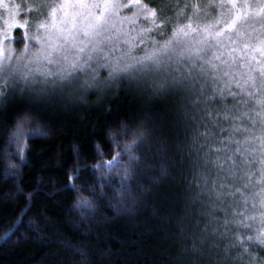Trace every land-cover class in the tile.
Returning a JSON list of instances; mask_svg holds the SVG:
<instances>
[{"label": "trees", "instance_id": "1", "mask_svg": "<svg viewBox=\"0 0 264 264\" xmlns=\"http://www.w3.org/2000/svg\"><path fill=\"white\" fill-rule=\"evenodd\" d=\"M150 26L141 18L136 25L125 26L119 39L115 34L113 56H119L121 50L126 51L130 45L135 46L133 51L136 54L143 55L145 48L152 47L151 39L162 42L171 36L172 27L165 29L163 34L153 31L144 34L151 39L139 44L137 32ZM130 28L135 30L130 31ZM20 40V36L16 37L15 52L18 54L24 45ZM79 75L80 85L91 80V70ZM100 75L106 77L107 70L101 68ZM145 79L150 87L152 78ZM44 86L31 77L27 85L25 81H17L10 87L0 86V91L6 94V99L0 103V264H53L55 256L59 257V264H200L201 257L192 254V246L194 243L201 246L204 236L209 238V242L203 244L205 260L211 258L224 260L227 264H247L249 256H241L242 249L232 245L236 243L237 231L253 233L260 227L258 214L255 222L248 221L251 228L237 229L231 223L225 226L223 212L218 213V220L209 225L207 217L202 215V211L210 210L208 196L202 193V190L208 191L204 177H207L210 186L218 178L217 172L221 177L225 172L211 163L205 167L202 160L193 168L188 161V146L192 137H198L197 147L204 145L199 148V156L203 157L209 152V145L219 146L223 140L229 151L209 154L210 159L220 157L221 162L237 147L228 141L230 134L234 140L241 141L242 149L249 148L245 156L253 163L243 167L254 173L246 190L251 213L252 192L260 187L256 181L260 177L261 150L258 141L252 140L245 145L243 140L245 136L261 134V118L256 115L259 106L254 100L244 95L249 103L238 104L241 96L234 100L229 92L239 93V89L232 90L223 81L213 82L208 78L206 95L212 94L214 86L223 89V97L217 93L215 100L208 102V110L213 115L207 116L204 105L199 104L193 109L197 118L187 130L177 127L171 120L165 121L163 132L167 152L158 155L155 151H145L144 147L136 152L135 155L147 158L148 167L141 165L136 169L137 175L133 180L125 182L128 188L123 191V196L132 204L133 194L148 185L153 186L152 191L137 200L130 212L117 215L114 206L122 194V172L105 169L100 173L94 166L101 157L107 164L116 153L123 151L126 144H131V129L149 115L160 116L161 106L147 103L143 98L147 93L143 96L136 93L125 81L114 92L118 95L115 102H111V96L105 97L109 102H102L93 89L85 91L83 99L70 109H64L58 96L50 103H37L30 99L34 94L30 89L38 90ZM100 87L103 88V85ZM21 89H24L23 94ZM256 97H260L259 92ZM24 111L31 112L33 120L25 126L19 142L13 139L10 143L9 136L14 130L15 120ZM226 112L228 119L224 118ZM243 112H247L248 116H241ZM236 116L241 118L234 120ZM124 124L128 127H121ZM233 124L247 131L233 132ZM205 127L212 133L207 141L199 136ZM191 158L196 160V155ZM240 159L238 156V163ZM127 160V155L120 157L121 164ZM161 164L168 167L169 174L160 183H154ZM74 167L80 170L83 180H69ZM70 183H75L81 191H69ZM93 196L97 198L94 204L84 203L92 200ZM193 198L196 199L195 204ZM256 199L258 205L259 198ZM228 204L232 205L231 198ZM232 207H229L228 219H231ZM239 207L243 210L242 204ZM29 222L43 231L32 235ZM214 228L217 229L215 234ZM26 237H30L31 242H27ZM40 237L46 238L44 243H41ZM47 241H54L63 247L46 246ZM211 241L218 244L213 254L208 252ZM225 249L229 251L225 253ZM255 250L258 256L264 255V251ZM214 253H219V256Z\"/></svg>", "mask_w": 264, "mask_h": 264}, {"label": "snow or ice", "instance_id": "2", "mask_svg": "<svg viewBox=\"0 0 264 264\" xmlns=\"http://www.w3.org/2000/svg\"><path fill=\"white\" fill-rule=\"evenodd\" d=\"M225 4L230 5L227 16L222 14L213 23L203 26L194 25L191 18H187L186 23L177 21L172 26L171 36L160 42L144 34L153 31L163 34L167 24L172 20V17L166 15V10L171 7L170 0H29L26 6L14 3L12 0H0V9H2L0 21L3 24L0 27V71L12 63L16 51L7 47L6 42L13 39L14 30H23L20 43H23L24 47L18 55H15V63L19 65L21 61H25V67L35 65L34 69L29 68L22 74L26 85L30 77L34 81L33 72L43 78L41 82L45 85L38 90H29L34 93L30 96L31 100L37 103H50L58 96L62 100V107L70 109L77 101L83 99L85 91L94 89L102 102H109L105 99L108 96L112 97L111 102H115L118 99V95L114 94L115 90L127 81L129 88L134 89L136 93L142 96L147 93L146 97H143L147 103H158L161 106L160 116L149 115L131 129L133 137L131 144H126L123 151L116 153L111 160L107 161V164L101 157L100 162L94 166L100 173H103L105 169L108 172L114 170L122 172V194L117 205L114 206L117 215L130 212L137 200L146 192L152 191L153 186L148 185L140 192L133 194L132 204H129L123 196V191L128 188L125 182L133 180L137 175L136 169L141 165L148 167L147 158L135 153L142 147L145 151H155L158 155L167 152V142L163 132L166 120H171L177 127L187 130L197 118L193 109L199 104L204 105L207 116L213 115L208 110V102L215 100L217 93L223 97V89L214 86L212 94L206 95L205 83L208 78L213 82L221 80L227 84L235 77H241L240 80L235 81L240 92H229V94L234 100L238 95L241 96L237 101L238 104L247 105L249 100H254L259 106L256 115L261 118V134L253 137L245 136L243 140L245 145L252 140L258 141L261 150L260 177L256 181L260 187L258 191L252 192L251 213L248 209L250 197L246 190L251 185L254 173L243 166L250 165L253 161L245 156L249 148L242 149L240 140H234L231 134L229 135L228 141L235 143L237 147L224 162H221L220 157L212 160L209 154L229 151L224 146L223 140L220 141L219 146L209 145V152L201 157L199 148H203L204 145L200 144L198 148V137H192L188 146V161L193 168H196L202 160L205 167L211 163L225 172L222 177L220 172H217L218 178L213 180L210 186L207 177H204L208 191L202 190V193L208 196L210 210L202 211V215L207 217L209 225L218 220V213L223 212L225 226L231 223L235 224L237 229L251 228L252 225L248 221L255 222L258 214L260 227L253 233L237 231L236 243L232 247L242 249L241 256L245 254L249 256L247 264H264V255L258 256L255 250L258 248L264 251V0H260L255 12H252L246 0L243 4L238 3V0H220L221 8ZM193 7L198 8L199 5H193ZM124 9L131 12V15H122ZM25 10L27 15L21 18V13ZM252 16L259 17L261 25L259 33L255 36L244 31V25ZM141 18L149 22L151 26L141 28L137 32L138 43L143 44L146 39H151V48H145L144 54L139 55L133 51L135 46L130 45L126 51L121 50L119 56H113L116 46L112 44L105 51L103 46L105 40L109 43L113 40L111 33H115L116 38L119 39V34L123 31L122 28L117 27V19L121 25L126 22L134 26ZM134 30L130 28V31ZM124 42L128 43L127 40ZM176 46H180L179 50ZM209 52H211L210 56ZM173 61L176 66H173ZM101 68L107 70L106 77L100 75ZM88 70H91V80H86L84 85H80L79 74L87 73ZM149 76L152 77L150 87L145 79ZM225 77L228 78L227 81L224 80ZM142 84L145 87H142ZM101 85L103 88L100 87ZM23 92L24 89H21L22 94ZM257 92L260 93L259 98L256 97ZM244 95L249 100L244 99ZM201 97L204 99L201 100ZM5 99L6 94L0 91V103H3ZM241 116H248V113L243 112ZM224 118L228 119L227 112ZM240 118V116L233 117L234 120ZM32 120L33 117L29 111L18 115L14 130L9 136V142L11 143L13 139L19 142L24 135L25 126ZM121 127L128 126L124 124ZM241 130L247 131L246 128L241 129L240 126L233 124V132ZM211 135L207 127L203 132H199V136H203L206 141ZM193 154L196 155V160H192ZM123 155H127L128 160L121 164L120 157ZM238 156L241 157L239 163ZM228 161L231 163L228 164ZM168 174V167L161 164L154 177V183H160ZM83 179L80 170L74 167L73 175L69 176V180ZM236 180L240 183H235ZM68 188L71 192L81 191L77 189L75 183H70ZM229 198L232 199V205L236 207L228 204ZM96 200L97 198L93 196L92 200H86L84 203L92 205ZM195 203L196 199L193 198V204ZM240 204L243 205V210L240 209ZM201 207L203 209V205ZM229 207H232L231 219H228ZM29 228L32 229V235H35L37 231H43L36 228L32 222H29ZM216 231L217 229L214 228L213 234ZM25 239L31 242L30 237ZM39 239L41 243L46 240L45 237ZM205 242H209L208 236H204L201 246L198 247L195 243L192 246V254L201 257L200 264H227L220 259L205 260L203 258ZM46 246L63 247L62 244L54 241H47ZM217 247L218 244L211 241L208 252L213 254V249ZM228 251L229 249H225V253ZM214 254L219 256V253ZM53 264H59L58 256L54 257Z\"/></svg>", "mask_w": 264, "mask_h": 264}, {"label": "rangeland", "instance_id": "3", "mask_svg": "<svg viewBox=\"0 0 264 264\" xmlns=\"http://www.w3.org/2000/svg\"><path fill=\"white\" fill-rule=\"evenodd\" d=\"M12 2L20 3L21 5L26 6L29 0H12ZM244 2L245 0H238V3L240 4H243ZM246 2L250 6L252 12H255L256 7L260 3V0H246ZM170 4L171 7L166 10V15L172 17V20L167 24L165 28L166 30L170 29V27H172L173 24L176 23L177 21L186 23V18L189 16L194 18L193 19L195 20L193 21L194 25L200 24L201 26H203L205 24H211L215 21V19L221 17L222 14L224 16H227L229 14V9H230V5L227 4H225V6L221 8L219 6L220 0H170ZM185 5H187V7H185ZM193 5H199V7L194 8ZM0 12H2V9H0ZM124 13L125 14L122 13V15H131L127 9L124 10ZM26 15H27L26 10L22 11L21 18H25ZM33 15H35V13H33ZM127 25L129 24H127L126 22L123 25H121L119 23V19H117L118 28L124 29L125 26ZM2 26H3L2 21H0V27ZM260 28L261 25L259 23V17L257 16H252L249 19V22L244 25V31L251 34L252 36L257 35L260 31ZM111 34L113 35L112 42H114L115 33H111ZM19 36L21 39L23 38V30H14L13 39L10 42H6V46L15 49L16 37ZM112 42L109 43L107 40H105L103 45L105 51H107L112 46ZM176 47L179 50L180 46H176ZM15 55H18V53L15 52L12 63L6 65L4 70L0 71V86L2 87L3 86L10 87L12 84H16L17 81H24L22 79V74L24 72H27L29 68H33V69L35 68V65H29L28 67H25V63H26L25 61H21V63L17 65L15 63ZM208 55L210 56L211 52H209ZM184 63H186V61ZM173 66H176L174 61H173ZM256 75H258V73ZM33 76L36 77L34 79L38 84L43 79L39 75H36L35 72H33ZM240 79L241 77L239 76L235 77L232 82L226 84L227 87L237 91L238 88L236 87L235 81ZM224 80L227 81L228 78L225 77Z\"/></svg>", "mask_w": 264, "mask_h": 264}]
</instances>
